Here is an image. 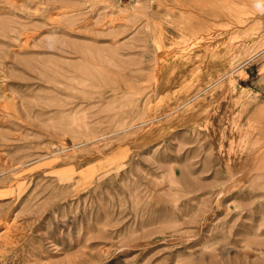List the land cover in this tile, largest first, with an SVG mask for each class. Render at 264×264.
<instances>
[{"label": "rangeland", "instance_id": "1", "mask_svg": "<svg viewBox=\"0 0 264 264\" xmlns=\"http://www.w3.org/2000/svg\"><path fill=\"white\" fill-rule=\"evenodd\" d=\"M0 264H264V0H0Z\"/></svg>", "mask_w": 264, "mask_h": 264}, {"label": "bare ground", "instance_id": "2", "mask_svg": "<svg viewBox=\"0 0 264 264\" xmlns=\"http://www.w3.org/2000/svg\"><path fill=\"white\" fill-rule=\"evenodd\" d=\"M11 224H12V223H11ZM9 225H10V223H9ZM9 225H8V226H9Z\"/></svg>", "mask_w": 264, "mask_h": 264}]
</instances>
